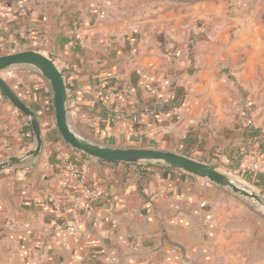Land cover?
Listing matches in <instances>:
<instances>
[{
	"label": "crops",
	"instance_id": "crops-1",
	"mask_svg": "<svg viewBox=\"0 0 264 264\" xmlns=\"http://www.w3.org/2000/svg\"><path fill=\"white\" fill-rule=\"evenodd\" d=\"M168 1L0 0V55L15 40L37 41L34 50L63 74L69 120L84 138L111 147H179L197 160L220 161L262 190L264 111L251 99L239 100L237 116L224 121L190 111L185 74L174 72L153 43ZM0 75L36 112L43 132L36 157L0 169V264H244L251 258L242 246L219 245L217 194L224 187L158 166L142 176L134 164L88 156L60 136L52 91L38 71L12 67ZM34 145L29 119L0 91V163ZM216 145L222 147L211 155ZM249 155L260 169L250 168ZM233 234L230 242L258 241L262 228L259 236L248 228ZM170 242L185 248L186 259Z\"/></svg>",
	"mask_w": 264,
	"mask_h": 264
},
{
	"label": "rangeland",
	"instance_id": "rangeland-1",
	"mask_svg": "<svg viewBox=\"0 0 264 264\" xmlns=\"http://www.w3.org/2000/svg\"><path fill=\"white\" fill-rule=\"evenodd\" d=\"M161 12L162 26L152 31L153 43L168 54L174 72L185 74L183 98L191 112L224 121L237 116L241 99L253 100L257 112L264 111V0H169ZM216 168L264 199L263 190L240 173L223 163ZM216 217L220 246H242L251 251L244 264H264V204L224 187L217 194ZM244 228L258 236L262 228V236L230 242L231 234Z\"/></svg>",
	"mask_w": 264,
	"mask_h": 264
},
{
	"label": "water",
	"instance_id": "water-1",
	"mask_svg": "<svg viewBox=\"0 0 264 264\" xmlns=\"http://www.w3.org/2000/svg\"><path fill=\"white\" fill-rule=\"evenodd\" d=\"M12 67H30L35 69L49 83L52 91L56 128L64 142L72 148L103 161L128 164L149 162L181 170L219 186L231 189L238 195L252 198L264 204V199L255 191L240 186L237 181L219 171L213 165L190 156L175 151L156 148L105 146L84 138L71 126L67 111V88L65 80L53 59L35 50H23L16 53L0 55V71ZM0 91L29 119L35 137V145L31 150L22 156H12L6 161L1 162V169L25 158L36 157L42 150L43 132L36 112L15 93L1 75ZM170 243L179 248L186 259L185 248L178 242Z\"/></svg>",
	"mask_w": 264,
	"mask_h": 264
},
{
	"label": "built area",
	"instance_id": "built-area-1",
	"mask_svg": "<svg viewBox=\"0 0 264 264\" xmlns=\"http://www.w3.org/2000/svg\"><path fill=\"white\" fill-rule=\"evenodd\" d=\"M37 45H38V42L35 40H32L28 43H21L15 40L8 45V52L16 53V52L23 51V50H34L37 47ZM249 159H250L251 169L258 170L261 168L260 163L257 160H255L252 156L249 155ZM50 200L55 201V198L51 197ZM70 230L73 231L74 227H70Z\"/></svg>",
	"mask_w": 264,
	"mask_h": 264
},
{
	"label": "trees",
	"instance_id": "trees-1",
	"mask_svg": "<svg viewBox=\"0 0 264 264\" xmlns=\"http://www.w3.org/2000/svg\"><path fill=\"white\" fill-rule=\"evenodd\" d=\"M213 152H211L210 154L212 155ZM209 159V158H208ZM208 161L207 163H211L209 160H206ZM100 162L104 163V164H108V165H112V166H123V167H129L133 164H128V163H118V162H109V161H103V160H100ZM214 163L216 164H213L211 163L212 165H214L216 167L217 164H221L220 161H214ZM136 166V170L137 172L139 173V175H144V173L146 172L147 168L148 167H151V166H158V167H161V168H166L167 170H172L173 168H170V167H166V166H159V165H154V164H141V163H138V164H134ZM174 170V169H173ZM142 179V178H141ZM263 192H264V188L262 189Z\"/></svg>",
	"mask_w": 264,
	"mask_h": 264
}]
</instances>
